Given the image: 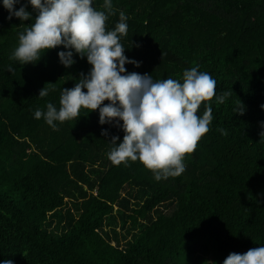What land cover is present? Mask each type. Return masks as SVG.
Masks as SVG:
<instances>
[{
	"label": "trees",
	"instance_id": "trees-1",
	"mask_svg": "<svg viewBox=\"0 0 264 264\" xmlns=\"http://www.w3.org/2000/svg\"><path fill=\"white\" fill-rule=\"evenodd\" d=\"M93 6L105 10L103 0ZM121 11L120 42L140 62L126 71L180 79L199 66L232 95L211 105L209 131L180 176L155 180L139 161L115 165L109 141L123 132L99 124L98 112L81 109L56 130L34 118L48 101L59 106L60 90L88 72L86 58L74 54L65 68L60 47L35 65L10 60L30 21L8 19L0 6V260L222 264L230 252L264 244V0H112L107 29ZM44 85L49 94L38 97ZM238 99L242 115L233 112ZM207 254L212 262L197 257Z\"/></svg>",
	"mask_w": 264,
	"mask_h": 264
},
{
	"label": "clouds",
	"instance_id": "clouds-1",
	"mask_svg": "<svg viewBox=\"0 0 264 264\" xmlns=\"http://www.w3.org/2000/svg\"><path fill=\"white\" fill-rule=\"evenodd\" d=\"M0 6L8 12V19L30 21L17 34L18 45L10 60L35 65L47 51L60 47L63 50L57 56L65 68L75 63L74 54L86 58L88 72L74 79L71 88L60 90L59 106L48 101L43 110L35 109L34 118H43L56 130L57 122L77 118L81 109L98 112L99 124L123 132L122 139L112 135L109 141L107 157L115 165L139 161L155 180L180 176L186 167L185 155L209 131L211 105L222 104L232 95L231 89L217 91L214 77L198 70L199 66L184 69L180 79H154L149 73L126 71V64L139 67L140 62L126 56L120 42L127 32L125 13H119L114 28H106L112 0H103L105 10L94 7L93 0H0ZM7 70L14 68L9 64ZM49 91L44 85L38 97H46ZM260 107L264 109V104ZM244 111L238 99L233 112L242 115ZM260 124L262 138L264 121ZM101 135L107 136L108 130L101 129ZM0 264H13V260H0ZM222 264H264V244L243 253L230 252Z\"/></svg>",
	"mask_w": 264,
	"mask_h": 264
},
{
	"label": "rangeland",
	"instance_id": "rangeland-1",
	"mask_svg": "<svg viewBox=\"0 0 264 264\" xmlns=\"http://www.w3.org/2000/svg\"><path fill=\"white\" fill-rule=\"evenodd\" d=\"M199 259H204L205 260V262H212V260H213V257H212V255L211 254H207V255H198L197 256ZM201 257V258H200Z\"/></svg>",
	"mask_w": 264,
	"mask_h": 264
}]
</instances>
